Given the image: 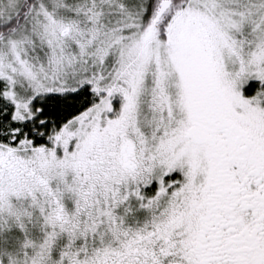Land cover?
Returning a JSON list of instances; mask_svg holds the SVG:
<instances>
[{"label": "snow or ice", "instance_id": "snow-or-ice-1", "mask_svg": "<svg viewBox=\"0 0 264 264\" xmlns=\"http://www.w3.org/2000/svg\"><path fill=\"white\" fill-rule=\"evenodd\" d=\"M0 264H264V0H0Z\"/></svg>", "mask_w": 264, "mask_h": 264}]
</instances>
